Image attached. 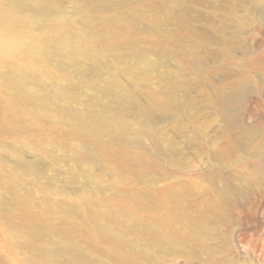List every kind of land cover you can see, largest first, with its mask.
<instances>
[{"label":"rangeland","instance_id":"374dc122","mask_svg":"<svg viewBox=\"0 0 264 264\" xmlns=\"http://www.w3.org/2000/svg\"><path fill=\"white\" fill-rule=\"evenodd\" d=\"M55 2L63 16L50 24L70 39L86 38L103 53L92 54L81 75L60 56L46 63L7 39L0 47V264H52L44 252L67 250L76 261L71 264L119 259L158 264L162 258V264H186L184 256L170 254L169 243L154 246L150 230L154 210L149 206L159 193L169 201V186L186 195L180 198L185 211L170 209L176 227H189L180 238L203 239L190 233L202 213L210 231L209 247L175 245L190 248L194 264H264V0ZM131 13L140 15L139 21H132ZM111 16L128 18L127 25L107 26L102 42L86 28L77 34L65 23ZM35 32L40 37L44 29ZM115 35L123 37V45L105 50L115 46ZM142 52L158 66L150 68ZM97 59L102 72L92 67ZM15 68L26 75L23 92L12 85ZM114 82L137 97L155 92L164 104L175 105L182 119L153 115L145 124L141 104L114 115L121 106L108 96L101 105L91 102ZM175 82L182 88L177 94L171 93ZM73 83L66 95L55 85ZM242 86L245 94L236 99ZM105 104L111 113L96 122ZM176 130L184 134L178 140L180 164L171 162L161 144ZM89 170L94 184L85 177ZM125 205L136 213L124 215ZM90 207L104 223L117 216L119 230H104L95 217L86 223L71 213ZM32 231L44 232L51 244L50 239L46 246L38 243Z\"/></svg>","mask_w":264,"mask_h":264},{"label":"bare ground","instance_id":"6f19581e","mask_svg":"<svg viewBox=\"0 0 264 264\" xmlns=\"http://www.w3.org/2000/svg\"><path fill=\"white\" fill-rule=\"evenodd\" d=\"M55 1L56 0H31L29 2H26L22 0H0V37L2 36L4 38L0 39V47L5 46V39H7V44L11 47L14 46L19 49L25 48L26 54L29 57L39 59L42 62L46 63H51L52 58H54L55 56H60L68 62H71L75 66V70L83 75L87 70V68H84V64L90 59L91 55L93 54L94 56H100L103 51L96 48L95 46H90V43L84 37L79 36L76 39H70L59 30L60 28L57 25L50 24L51 18L63 16L62 10L57 6ZM130 18L132 19V21H139V18H141V16L136 13H131ZM126 21L122 17L111 16L104 17L98 22L94 17H86L82 18L77 23L71 20H67L65 23L68 24L72 29H74L77 34L82 33L83 29L86 28L89 33L93 34L92 39L102 42V38H104V35H102V33L107 26H126ZM149 25H152V23H149ZM37 28L44 29V33L40 37H38L35 32ZM122 39L123 37L121 35H115L113 37V40L116 41L115 46L112 47L107 45L105 47V50L112 51L115 48H121V46L123 45ZM134 43H137V41H134ZM50 49H53V51L51 52ZM54 52H57V54L53 55ZM139 55L145 59H148V65L150 68H156L158 66L159 61L157 59L146 57L147 54L144 52L140 53ZM55 66L59 68L61 64L57 63ZM92 67L96 68L100 72L103 71V66L100 59L94 61ZM10 73L12 85L18 91L23 92V83L26 79V75H24V73L17 72L16 68L12 69ZM138 83L141 86L146 84V88L150 89L147 80H140L138 81ZM55 85L60 95H66L70 93L71 89L76 87L74 83L71 85L73 87H60L58 84ZM180 86L181 84L175 82L172 85L171 93L177 94V92L182 89ZM245 91V86L237 89L236 99L242 97L245 94ZM105 96H108V99L117 102L121 106L119 111L115 112L114 115L128 113L132 106L141 104V106L145 108V111H147L144 114L145 124L151 121L150 117L153 115H158L160 118H165L169 115L173 116L175 119L181 118V115L179 116L178 114H176V106H168L164 104L161 100L162 98H160L155 92L146 91L141 96L137 97L128 88L122 86L117 82H114L108 85L102 91L96 92L95 96L90 100L95 105H101L102 101H100V99ZM231 105V100L226 102V108H230ZM108 106V104H105L98 110V112L95 114L96 122H103L105 120L104 115H106L107 113H111L107 109ZM233 121L234 120L232 118H229V116L226 117V122H228L229 124H232ZM123 125H125V123H123ZM183 135L184 134L182 131L176 130L174 137H169L166 139L163 138L164 141L161 140V144L171 153V162H173L174 164H180L184 160L182 148L178 143V140L181 139ZM93 176L94 175L90 170L85 174L87 181L91 183L94 182L92 180H96ZM176 190L177 188L175 186L167 187V191L170 193L169 201L164 200V196L161 193L156 195L155 201L151 206H149V210H154V219L153 224L150 226V230H153L155 234L154 246L157 245L161 246L162 248H166L167 246L164 243H169L170 245H172L170 246L171 255H182L186 260V264H194L192 258L194 252L191 253V249L187 248V246L186 248L177 249L175 245L197 244L202 247H204L205 245L209 247L211 239L207 240V238L210 236V231L206 228L205 222L202 221L204 219L202 213L199 214V222L191 229L190 233L195 232L196 237L202 236L203 239L188 241L187 235L185 236V240H182L180 238L181 233H186V230H189V227L182 225V223L181 227L175 226L178 218L174 215L173 212L170 211V209L177 208L181 211H185L183 200H180V198L186 197L185 194H179ZM187 196H189V194ZM71 213L78 216L84 221L85 219L95 217L97 224L103 227L104 230L113 232H117L119 230L117 216L112 221L104 223L103 219H101V216L96 214V209L93 207L87 209L86 212L85 210L80 211L78 208H74L71 210ZM135 213L136 212L128 209L126 205L124 206V215L129 214L130 216H132ZM214 218H219V215ZM167 223L170 224L169 227H167ZM137 224L141 226L140 221H137ZM120 226H122L121 222ZM30 234L38 243L44 246H46L47 241L50 239L49 238L45 240L42 238L44 232L32 231ZM53 235V232L49 233V236L52 237ZM51 242L52 241L50 239L49 243L51 244ZM137 243L138 241L134 240V244ZM28 248L30 249V246H28ZM142 250H144V248H142ZM68 251L69 250L52 253L44 252V259L48 263L52 264H58L64 261H66L67 264L76 263V261L74 260L75 258H71ZM64 254H66L67 257H61ZM161 262L164 263L165 260L162 258ZM161 262H158V264H162ZM117 264H126V262L123 259H119L117 261ZM215 264H218L217 260H215Z\"/></svg>","mask_w":264,"mask_h":264}]
</instances>
